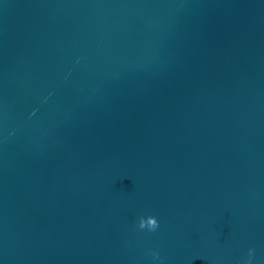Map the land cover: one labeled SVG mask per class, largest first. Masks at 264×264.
<instances>
[{
    "label": "water",
    "instance_id": "1",
    "mask_svg": "<svg viewBox=\"0 0 264 264\" xmlns=\"http://www.w3.org/2000/svg\"><path fill=\"white\" fill-rule=\"evenodd\" d=\"M264 264V0H0V264Z\"/></svg>",
    "mask_w": 264,
    "mask_h": 264
},
{
    "label": "clouds",
    "instance_id": "2",
    "mask_svg": "<svg viewBox=\"0 0 264 264\" xmlns=\"http://www.w3.org/2000/svg\"><path fill=\"white\" fill-rule=\"evenodd\" d=\"M251 248L249 249V253H250V255H249V257H248V261H247V264H251V260H252V257H251Z\"/></svg>",
    "mask_w": 264,
    "mask_h": 264
}]
</instances>
